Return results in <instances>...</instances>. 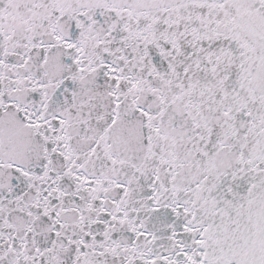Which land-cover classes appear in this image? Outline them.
I'll return each mask as SVG.
<instances>
[{"label": "snow or ice", "instance_id": "6c2138e0", "mask_svg": "<svg viewBox=\"0 0 264 264\" xmlns=\"http://www.w3.org/2000/svg\"><path fill=\"white\" fill-rule=\"evenodd\" d=\"M0 264H264V0H0Z\"/></svg>", "mask_w": 264, "mask_h": 264}]
</instances>
